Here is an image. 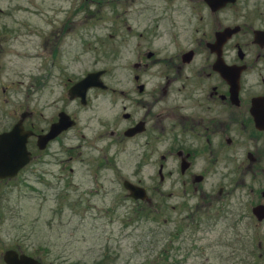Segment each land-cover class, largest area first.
Listing matches in <instances>:
<instances>
[{
  "label": "flooded vegetation",
  "instance_id": "af4514ba",
  "mask_svg": "<svg viewBox=\"0 0 264 264\" xmlns=\"http://www.w3.org/2000/svg\"><path fill=\"white\" fill-rule=\"evenodd\" d=\"M82 3L85 23L78 41L99 59L115 57L117 86L106 84V69L90 68L84 76L95 73L104 86L86 88L83 100L70 98L69 77L66 106L44 114L29 108L26 97L23 108L0 109V204L11 205L15 194L37 185L57 189L62 177V172L55 174L58 168L68 169L74 188L71 163L78 156L95 181L89 195L99 196L101 173L117 174L119 159L126 155L134 159L135 178L127 180L147 195L129 196L126 179L120 177L128 199L152 209L149 191L160 195L164 184L173 190L178 185L181 191L169 190L165 196L184 200L179 206L187 211L183 220L193 222L197 231L205 222L213 226L216 264H247L249 256L264 264V238L258 231L264 225V0ZM19 25L26 27V22ZM52 51L40 66L45 81L58 65V52L64 53L58 46ZM7 54L1 43L0 76L8 66ZM67 54L70 64V45ZM11 67L20 70L16 63ZM107 95L117 105V114L102 117L99 130L88 126L90 132L80 134L83 145H70L76 125L70 104L78 102L87 113ZM60 113L74 124L46 140ZM155 166L159 181L149 186L146 179L153 181ZM148 169L150 176L145 177ZM193 196L191 207L188 199ZM7 222L0 214V264H7L9 250L16 253L18 264H68L65 256L50 257L46 247L20 242L3 246Z\"/></svg>",
  "mask_w": 264,
  "mask_h": 264
},
{
  "label": "rangeland",
  "instance_id": "374dc122",
  "mask_svg": "<svg viewBox=\"0 0 264 264\" xmlns=\"http://www.w3.org/2000/svg\"><path fill=\"white\" fill-rule=\"evenodd\" d=\"M84 6L82 0H0V44L8 50L5 57L8 66L0 76V109L23 108L26 97L29 108L42 109L44 114L55 107L66 106L67 79L70 77L72 85L90 68L106 69V84L117 86L119 62L115 57L107 55L99 59L78 41L84 31ZM69 10L70 22L67 20ZM20 21L26 22V27L19 25ZM55 46L61 47L64 53L58 52V65L45 81L40 66L43 57L48 59ZM36 53L40 54L37 59L23 57L25 54L38 55ZM12 63L20 70L11 67ZM117 111V105L108 95L87 113L78 102H72L70 112L76 125L70 131V145H83L80 134L90 132L88 126L101 129L102 117L109 119ZM81 150L83 153V147ZM79 158L75 157L71 163L75 169L74 188L70 186L68 169L61 171L58 168L55 174L62 172V177L57 189L37 185L35 189L26 188L20 195L15 194L11 205L0 204V214L8 220L9 230L7 237L1 239L3 246L20 242L29 247H46L51 251L50 257L65 256L63 261L68 264L217 263L213 226L205 222L197 231L193 222L183 220L187 211L179 206L184 200L165 196L169 190L181 191L178 185L173 190L164 184L160 195L156 190H151V194L149 191L152 209L143 204L136 205L126 197L121 185L124 179L135 181L134 159L123 155L117 174L111 170L101 173L100 195H89L94 191L95 181ZM158 160L156 157L155 162ZM156 168L153 181L146 179L149 186L157 185L159 181ZM150 170L144 172L145 177L150 176ZM174 179L175 175L168 182L172 183ZM119 194L120 199H117ZM44 199L47 200L44 202ZM188 200L189 206L193 207L195 197ZM258 231L264 238V225ZM247 233L249 235V230ZM250 242H253L251 236ZM198 245L202 248L197 249ZM246 263L262 264V260L249 256Z\"/></svg>",
  "mask_w": 264,
  "mask_h": 264
},
{
  "label": "water",
  "instance_id": "95a60500",
  "mask_svg": "<svg viewBox=\"0 0 264 264\" xmlns=\"http://www.w3.org/2000/svg\"><path fill=\"white\" fill-rule=\"evenodd\" d=\"M96 75L97 74H95V73H88L82 79H80L75 84H73L70 87V98H73L75 96H81L82 100H83L84 92H85L86 88H88L90 86H94V85L104 86L102 84V82H97L95 80ZM73 124H74V121L72 119H70L69 116H67L65 113H60L58 121L55 122L51 126L49 132L46 134V136H45L46 140L56 136L57 134H59L63 130L72 126ZM14 131H15V129L9 134L14 133ZM6 135H8V134H6ZM1 137H4V136H1ZM123 184H124V187L128 190L129 196L136 198V199L147 198V195H146L145 190L143 188L132 184L128 180H124ZM16 257H17V255L14 251L9 250L5 253V261L7 264H18V262L16 261ZM21 257H24V256H21ZM27 261H29V258H27ZM26 264H28V263H26Z\"/></svg>",
  "mask_w": 264,
  "mask_h": 264
}]
</instances>
